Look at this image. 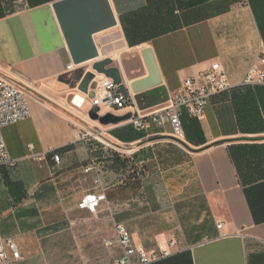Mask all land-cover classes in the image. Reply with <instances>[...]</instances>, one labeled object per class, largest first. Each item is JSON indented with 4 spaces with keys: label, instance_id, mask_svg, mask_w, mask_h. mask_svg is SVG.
<instances>
[{
    "label": "crops",
    "instance_id": "obj_1",
    "mask_svg": "<svg viewBox=\"0 0 264 264\" xmlns=\"http://www.w3.org/2000/svg\"><path fill=\"white\" fill-rule=\"evenodd\" d=\"M55 1L0 0V74L24 88L31 110L1 131L16 160L0 168V240L17 245L22 258L14 264H80L90 240L110 256L100 264H115L123 251L120 224L137 248L167 252L145 264H264V130L244 131L233 101L251 90L264 126V84L213 96L201 118L182 115L179 135L169 122L136 130L129 120L102 126L85 116L106 78L92 64L109 58L124 81L133 80L147 73L146 47L162 83L135 102L143 113L166 104L186 76L214 61L233 84L254 64L264 70L257 60L264 0H108L116 24L93 35L99 55L80 64L72 61ZM73 93L86 97L80 110L69 104ZM72 122L102 128L125 151L78 140ZM101 191L95 213L77 207L83 194ZM130 261L139 264L136 256Z\"/></svg>",
    "mask_w": 264,
    "mask_h": 264
},
{
    "label": "built area",
    "instance_id": "obj_2",
    "mask_svg": "<svg viewBox=\"0 0 264 264\" xmlns=\"http://www.w3.org/2000/svg\"><path fill=\"white\" fill-rule=\"evenodd\" d=\"M258 63L264 65V42L261 43L257 56ZM73 65H68L71 69ZM256 83L264 84V70L258 65H252L243 75L242 79L233 84L228 79L224 69L219 62L214 61L205 69L190 76H186L181 84L171 93L168 101L163 106H159L146 113H143L136 105L133 95L123 96L117 91L120 85L115 84L110 78L101 79L90 97V108L98 106L107 109H124L132 112L130 123L136 130L146 129L150 124L162 127L169 122L176 135L182 131V115L201 118L204 114L205 106L213 96L230 93L234 88L252 85ZM86 102V97L80 93H73L69 104L72 108L80 110ZM31 115L28 103V94L17 82L0 74V168L14 167L16 160L13 159L3 140L1 131L4 127L18 121L29 118ZM85 116L88 117L86 113ZM73 123V122H72ZM78 126L77 124L73 123ZM105 130L102 128H92L78 126L76 136L78 140H97L104 145L114 148L116 151H125L120 145L113 144L104 138ZM37 160L44 158L43 154L33 156ZM52 160L59 163L60 155L52 152ZM94 164H90L85 171L92 170ZM105 194L101 192H87L81 196L77 207L90 213H95ZM218 228L221 224L217 225ZM116 242L122 247V255L115 260V264H131V257L136 256L139 264H145L166 254V251H147L144 248H137L132 240L130 232L123 225L116 226ZM112 241L106 240L105 244L110 245ZM20 251L13 240H0V262L2 264H14L21 260Z\"/></svg>",
    "mask_w": 264,
    "mask_h": 264
},
{
    "label": "water",
    "instance_id": "obj_3",
    "mask_svg": "<svg viewBox=\"0 0 264 264\" xmlns=\"http://www.w3.org/2000/svg\"><path fill=\"white\" fill-rule=\"evenodd\" d=\"M52 7L58 19L74 64L98 57V51L93 35L116 24V20L108 0H56ZM146 75L133 80L124 81L120 70L111 65V60L105 58L92 64V69L104 77L110 78L123 96L132 94L139 104L149 98L146 92L161 85L162 78L153 51L146 47L141 51ZM99 107L93 106L88 110V117L102 126L117 125L128 121L132 112L123 114L105 112L99 114Z\"/></svg>",
    "mask_w": 264,
    "mask_h": 264
},
{
    "label": "trees",
    "instance_id": "obj_4",
    "mask_svg": "<svg viewBox=\"0 0 264 264\" xmlns=\"http://www.w3.org/2000/svg\"><path fill=\"white\" fill-rule=\"evenodd\" d=\"M239 125L246 132L254 133L264 130L259 109L252 96L251 90H247L233 98Z\"/></svg>",
    "mask_w": 264,
    "mask_h": 264
},
{
    "label": "rangeland",
    "instance_id": "obj_5",
    "mask_svg": "<svg viewBox=\"0 0 264 264\" xmlns=\"http://www.w3.org/2000/svg\"><path fill=\"white\" fill-rule=\"evenodd\" d=\"M86 250L84 252L85 256L82 259H79L80 264H100L103 259L109 261V254L107 250L102 248L101 242L97 240H90L87 242ZM103 255V256H102ZM67 261L71 262L70 258H67Z\"/></svg>",
    "mask_w": 264,
    "mask_h": 264
}]
</instances>
